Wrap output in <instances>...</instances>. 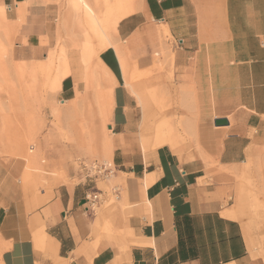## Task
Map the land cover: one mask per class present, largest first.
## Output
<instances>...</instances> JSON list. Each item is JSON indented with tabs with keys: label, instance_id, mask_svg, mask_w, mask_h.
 Returning a JSON list of instances; mask_svg holds the SVG:
<instances>
[{
	"label": "crops",
	"instance_id": "obj_1",
	"mask_svg": "<svg viewBox=\"0 0 264 264\" xmlns=\"http://www.w3.org/2000/svg\"><path fill=\"white\" fill-rule=\"evenodd\" d=\"M2 1L26 42L48 34L45 0ZM135 7L117 24L115 39L145 63L168 37L164 55L172 87L196 90L201 128L214 138L208 155L180 158L169 130L151 123L157 115L144 108L141 144L148 146L143 130L153 126L170 140L158 146L154 141L148 151L133 142L136 104L124 84L125 79L131 86L129 63L106 47L98 64L113 86L109 128L116 203L103 208L111 197L98 192L96 182L60 186L28 224L8 223V215L2 219L0 264H264L251 254L222 183L223 170L245 163L264 138V0H138ZM64 62L69 74L58 87L70 100L79 81ZM216 118L228 123L217 126ZM105 145L112 148L109 140ZM92 191L100 194L95 203L88 199ZM104 222L122 232L107 236L101 232Z\"/></svg>",
	"mask_w": 264,
	"mask_h": 264
},
{
	"label": "rangeland",
	"instance_id": "obj_2",
	"mask_svg": "<svg viewBox=\"0 0 264 264\" xmlns=\"http://www.w3.org/2000/svg\"><path fill=\"white\" fill-rule=\"evenodd\" d=\"M45 1L49 32L28 43L0 0V223L8 215V223L28 224L57 188L82 181L96 182L98 192L110 195L103 208L112 209L116 203L119 185L112 181L115 146L109 128L113 86L107 84L98 64L105 39L113 49L121 48L129 63L131 86L126 87L125 79L124 84L133 107L136 104L137 127L131 135L139 148L152 150L155 141L147 147L141 144V108L148 115L156 113V122L169 130L170 146L182 159L206 157L214 143L201 128L196 90L172 87V71L164 55L168 37L145 63L129 56L125 41L115 39L117 24L136 11L138 0H120L117 14L110 19L107 6H113V0H106L105 7L96 0ZM63 60L79 81L70 100L62 97L55 80ZM107 140L111 149L105 145ZM93 162L105 164L112 172L101 175L89 170ZM222 173L227 205L242 225L251 254L264 259V138L245 163ZM101 232L112 236L122 230L104 222Z\"/></svg>",
	"mask_w": 264,
	"mask_h": 264
},
{
	"label": "bare ground",
	"instance_id": "obj_3",
	"mask_svg": "<svg viewBox=\"0 0 264 264\" xmlns=\"http://www.w3.org/2000/svg\"><path fill=\"white\" fill-rule=\"evenodd\" d=\"M101 2L103 3V7L106 6V0H96L95 3H97L98 5H101ZM120 0H113V6L109 5L107 6L108 9V17L110 19V17L114 18V15H116L117 11H116V4H119ZM116 11V12H115ZM132 14V13H131ZM103 45L101 46V49H105L106 47L112 46L111 42L108 40H103ZM115 48V47H114ZM116 51L117 53L122 57V59L125 62V53L123 52V50L119 47L116 46ZM103 72H107L109 74V71H107V69L105 67H103ZM105 70V71H104ZM69 74V69L67 67L66 62H64L62 64L61 67H58L55 73V80L58 82V84H60L62 78H64L65 76H67ZM151 123H155V126L158 124V122H156V117L153 116L150 120ZM155 126L149 128V129H144L143 132L145 134V139H144V144H149L153 139H155V141H157L155 144L153 142H151L150 145L154 144V145H161L163 142L162 137L167 135V132L164 129H158ZM162 139V140H161Z\"/></svg>",
	"mask_w": 264,
	"mask_h": 264
},
{
	"label": "built area",
	"instance_id": "obj_4",
	"mask_svg": "<svg viewBox=\"0 0 264 264\" xmlns=\"http://www.w3.org/2000/svg\"><path fill=\"white\" fill-rule=\"evenodd\" d=\"M89 170L96 171L98 174L101 175L110 174L112 172L105 164H98L94 162L90 165ZM98 196V193L92 191L88 194V199L91 200L92 203H95L99 198Z\"/></svg>",
	"mask_w": 264,
	"mask_h": 264
},
{
	"label": "water",
	"instance_id": "obj_5",
	"mask_svg": "<svg viewBox=\"0 0 264 264\" xmlns=\"http://www.w3.org/2000/svg\"><path fill=\"white\" fill-rule=\"evenodd\" d=\"M228 122L225 118H216L214 119V124L215 125H226Z\"/></svg>",
	"mask_w": 264,
	"mask_h": 264
}]
</instances>
